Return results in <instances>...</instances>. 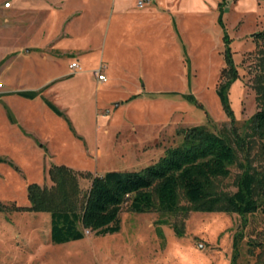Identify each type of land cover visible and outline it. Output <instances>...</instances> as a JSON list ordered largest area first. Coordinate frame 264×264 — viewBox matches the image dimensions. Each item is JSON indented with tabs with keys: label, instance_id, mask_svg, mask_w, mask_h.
<instances>
[{
	"label": "rangeland",
	"instance_id": "rangeland-1",
	"mask_svg": "<svg viewBox=\"0 0 264 264\" xmlns=\"http://www.w3.org/2000/svg\"><path fill=\"white\" fill-rule=\"evenodd\" d=\"M12 1L10 11H20L13 20L6 21L0 8V90L8 87L6 78L35 86L65 69L63 58L49 66L31 45L43 42L36 25L43 21L40 10L54 0ZM140 1L137 13L115 22L121 8L136 9ZM145 1L67 0V7L85 10L57 45L92 44L85 56H100L108 77L100 88L82 71L43 86L36 98L0 93V203L6 205L0 210V264H264L261 208L183 214L137 212L124 203L119 231H88L54 243L50 212L29 207V185L50 187V169L57 165L77 173L84 194L90 176L141 170L196 125L235 147L236 160L219 191H235L245 169L264 172V138L250 122L261 105L254 83L263 72L264 42L257 33L264 29V0H161L166 10L159 18L168 22L152 33L144 26L154 19ZM7 45L23 47L4 59ZM227 55L237 73L225 89L228 107L217 93L227 80Z\"/></svg>",
	"mask_w": 264,
	"mask_h": 264
},
{
	"label": "trees",
	"instance_id": "trees-1",
	"mask_svg": "<svg viewBox=\"0 0 264 264\" xmlns=\"http://www.w3.org/2000/svg\"><path fill=\"white\" fill-rule=\"evenodd\" d=\"M257 37L264 42V29ZM260 52L263 72L254 88L261 105L250 122L253 131L264 138V48ZM226 62L227 73H223L227 80L220 84L217 93L228 107L225 89L237 73L229 55ZM41 89L18 93L34 98ZM45 102L60 113L51 102ZM183 134L180 144L168 147L155 163L141 170L111 169L94 176L86 173L91 182L84 194H81L77 173L64 165L50 169L53 181L50 187L30 184V209L50 212V241L63 243L81 239L87 230L96 235L119 231V211L124 203H128L129 210L137 212L187 214L220 210L244 213L258 208L264 211V200L258 201L259 196L264 197L263 171L245 169L235 191L221 192L218 182L230 173L229 165L236 160L235 147L224 136L203 125L187 128ZM5 206L0 203V210Z\"/></svg>",
	"mask_w": 264,
	"mask_h": 264
},
{
	"label": "crops",
	"instance_id": "crops-1",
	"mask_svg": "<svg viewBox=\"0 0 264 264\" xmlns=\"http://www.w3.org/2000/svg\"><path fill=\"white\" fill-rule=\"evenodd\" d=\"M7 1V0H6ZM4 1V2H6ZM4 2L2 3L3 5H0L1 10L3 11V15L6 19V21L13 20L15 18V15L17 16L18 10L16 11H10L12 9L14 2L11 0L9 6H4ZM147 5H152V7H147V14L151 11L152 14H154V19L151 18L147 21V24L144 26L150 27L152 33V30L154 28H159L163 27L164 25H167L166 20L160 19L159 16L164 14L166 9H163V3H161V0H146L145 1ZM49 6L47 8L41 9V15L39 16V19L42 18L43 21L40 23L38 26V31L41 34V36L44 38L42 43L37 44H31L28 43L26 45H33V51H37L39 55L43 58V60L48 63L49 66L53 65V62L57 63L60 58H63L65 60V69L63 71H51V73L44 79L43 82L37 84V85H30V84H25V85H19L15 86L11 83H9V79L6 78L8 87L6 89L0 90V93H16L19 91H31V90H38L42 88L43 86H47L52 84L57 78H60L62 76H69V75H75V74H80L82 71H88L92 80L96 83L97 87H101L103 83L108 82V77L106 76L105 81H100L97 79L95 70L101 67L100 63L98 64V59L100 60V56H97L96 58L89 60L86 58L85 55L90 54V52L93 50L92 49V44H83V45H76V46H66V47H59L58 40L63 38V37H68L71 36L70 33V28L69 24H71V20L75 19L76 17H80L82 12L85 10V6H73L72 8L67 7L68 5L67 0H54L52 2H48ZM115 4V3H114ZM136 9H132L133 7H127V9L121 8L119 11V15L115 18V22L119 23V18L121 17L120 15L123 14H129V13H137L135 11H139L140 7L139 3H134ZM67 10V11H66ZM124 10V12H123ZM10 11V12H9ZM127 11V12H126ZM121 13V14H120ZM165 21V22H164ZM34 23L39 24L38 22L35 21ZM115 23V24H116ZM162 33V31H158ZM151 35V34H149ZM8 46V45H7ZM25 46V45H24ZM21 47H12L11 45L6 48L5 53L2 54L3 58H7L9 55L17 54V52H21ZM91 55V54H90ZM3 59V60H4ZM85 59H87L85 61ZM2 60V61H3ZM76 60L79 64H81V69L80 66L79 68L73 70L69 67V64ZM11 68V62H9L3 69H2V74L7 75L8 72L10 71ZM80 69V70H78ZM76 72V73H74ZM36 98V97H35Z\"/></svg>",
	"mask_w": 264,
	"mask_h": 264
},
{
	"label": "built area",
	"instance_id": "built-area-1",
	"mask_svg": "<svg viewBox=\"0 0 264 264\" xmlns=\"http://www.w3.org/2000/svg\"><path fill=\"white\" fill-rule=\"evenodd\" d=\"M10 5V2L9 1H6L4 2V6H9ZM139 6H142V2L140 1L139 2ZM69 67L73 70L79 68V63L74 60L72 61L70 64H69ZM95 73H96V76H97V79L100 80V81H105L106 80V76L104 73L101 72V67H99L98 69L95 70ZM88 232V230L86 231Z\"/></svg>",
	"mask_w": 264,
	"mask_h": 264
}]
</instances>
